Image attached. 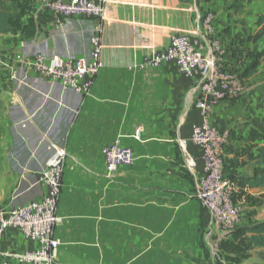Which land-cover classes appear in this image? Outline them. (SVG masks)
I'll list each match as a JSON object with an SVG mask.
<instances>
[{"label":"crops","instance_id":"obj_1","mask_svg":"<svg viewBox=\"0 0 264 264\" xmlns=\"http://www.w3.org/2000/svg\"><path fill=\"white\" fill-rule=\"evenodd\" d=\"M41 1L27 0L31 7L25 19H33L35 32L17 40L10 52L22 58L87 59L98 21L58 23ZM262 4L264 0H240L236 7L243 8L233 13L226 8L229 0H191L187 5L177 0L107 1L101 68L84 80L90 83L88 94L72 98L78 113L62 140L68 157L57 205L61 222L54 232L61 241L58 264H226L222 254L233 257L221 246L228 231L213 223L195 198L196 177L203 175L201 150L188 145L196 162L192 176L175 143L188 139L203 120L194 105L193 81L180 75L174 63L155 69L142 64L148 55L165 50L172 36L184 35L199 38L206 49L217 44L220 70L237 77L254 50V23L264 12ZM206 14L214 17L211 33L203 26ZM249 81L242 78L244 92L236 98L226 95L208 114L216 129L231 133L223 150L224 175L236 183L253 177L257 167L250 160L264 146V79ZM17 103L10 93L0 139L21 163L30 158L36 136L22 123ZM116 140L130 147L136 160L109 178L103 152ZM237 191L264 195V188L238 186ZM34 248L20 232H6L0 237V262L4 252ZM263 263L262 257L245 264Z\"/></svg>","mask_w":264,"mask_h":264},{"label":"built area","instance_id":"obj_2","mask_svg":"<svg viewBox=\"0 0 264 264\" xmlns=\"http://www.w3.org/2000/svg\"><path fill=\"white\" fill-rule=\"evenodd\" d=\"M108 0H42V6L59 23L62 20H96L89 41L87 59L64 60L58 56L45 58L37 54L22 58L12 54L0 61L10 70L11 93L17 99V108L36 136L30 158L18 162L13 152L9 159L18 169L20 183L25 186L16 190L14 201L30 195L24 203L10 208H0V237L6 232L18 231L35 248L25 252H4L0 264H58L61 241L55 237V229L61 219L57 205L61 193L63 169L68 157L62 145L65 130L78 113L72 98L88 94V77L97 75L101 68L102 22ZM189 4L191 0H177ZM214 17L206 14L203 26L212 32ZM218 45L206 49L199 38L184 35L172 36L169 46L148 55L142 66L159 68L174 63L180 75L192 80L191 92L196 96L195 107L203 120L192 127L188 139L177 138L182 164L192 176L196 174V162L188 145L202 152L203 175L196 177L195 198L210 215L213 223L230 232L240 221V209L234 203L238 190L235 181L224 175L223 150L230 140L229 131H219L210 122L209 112L226 95L236 98L244 92V85L237 77L227 75L219 67ZM104 169L111 178L122 167H132L136 156L130 147L116 140L104 149ZM44 160V163H42ZM19 183V184H20Z\"/></svg>","mask_w":264,"mask_h":264},{"label":"rangeland","instance_id":"obj_3","mask_svg":"<svg viewBox=\"0 0 264 264\" xmlns=\"http://www.w3.org/2000/svg\"><path fill=\"white\" fill-rule=\"evenodd\" d=\"M7 3L13 4L19 13L26 16L28 11L30 10L31 3L26 4L27 0H6ZM240 0H229V6L226 8L230 9L235 13L236 4ZM259 4V3H258ZM257 6V4H255ZM261 8H264V4L261 5ZM248 13L253 15L254 12ZM254 15V16H255ZM30 17V16H28ZM25 18V17H24ZM29 21H33L30 17ZM245 25V22L244 24ZM247 25V24H246ZM253 27V24H252ZM35 32V26L32 30ZM257 30L253 29L252 35V43L254 45L253 52H250L248 56H246V61L241 65L243 67L242 74L237 76L238 80L241 81L242 78L250 79V84H259L264 79V36L258 37L256 36ZM25 39V38H23ZM17 40H22V37L19 35H0V59L4 60L8 59L12 53L10 52L11 45L14 44ZM257 47V49H256ZM259 50V51H257ZM0 60V61H1ZM246 62L249 64H246ZM0 63V121L5 116L6 107L9 101V95L11 93V87L9 82V74L10 70ZM249 73H251L249 75ZM1 135V133H0ZM9 145L4 146L3 141L0 139V153L2 157V163L0 167V208H10L11 206L19 203L26 202L30 195L22 197L21 199L14 201L12 198V193L16 190H19L25 186V184L18 183V169L14 168L9 161V153H10ZM7 152V155L5 154ZM5 154V155H4ZM7 159V160H6ZM17 175V176H16ZM238 191L234 194V203L240 209V221L235 229L228 232L227 237L222 241V248L227 253L234 254L233 257H226L222 254V260L226 264H245V263H259L262 259L263 252L255 250L246 241L247 236L243 232L244 226H253L256 223H260L264 220V195L256 198L251 195H246L243 193L237 194ZM243 228V229H241Z\"/></svg>","mask_w":264,"mask_h":264},{"label":"trees","instance_id":"obj_4","mask_svg":"<svg viewBox=\"0 0 264 264\" xmlns=\"http://www.w3.org/2000/svg\"><path fill=\"white\" fill-rule=\"evenodd\" d=\"M252 1L256 0H247V3H251ZM241 8L243 7L240 5L236 7V9ZM24 17L27 16L19 13L13 4L7 3L6 0H0V35H19L25 39L31 38L34 34L32 31L34 24L31 21L27 22L29 18L25 19ZM254 25L258 29L256 36H264V12L257 17ZM262 122L264 123V118ZM261 137L264 141V134ZM250 161L257 167L253 177L240 178L237 181V185L241 188H264V146L259 149L258 154L252 157ZM1 163L2 157L0 153V167ZM243 232L250 235L246 238L249 246L264 250V222L246 227ZM262 257L264 260V254H262Z\"/></svg>","mask_w":264,"mask_h":264}]
</instances>
